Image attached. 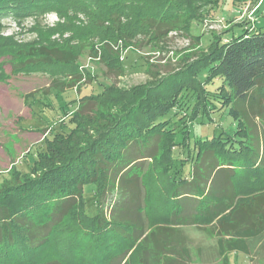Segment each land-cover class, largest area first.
Returning <instances> with one entry per match:
<instances>
[{
    "label": "trees",
    "instance_id": "trees-1",
    "mask_svg": "<svg viewBox=\"0 0 264 264\" xmlns=\"http://www.w3.org/2000/svg\"><path fill=\"white\" fill-rule=\"evenodd\" d=\"M220 1L0 0V27L3 20L14 16L84 13L89 24L75 33L80 41L99 37L103 61L112 65L113 56L105 59L110 56L105 48L109 42L121 40L128 49L141 43L140 36L151 43L171 31L190 35L194 22L204 21L213 8H219ZM71 26L67 27L72 30ZM196 41L200 44L201 37ZM85 46L96 52L93 43ZM83 47L69 41L46 44L32 55L20 48L11 54L12 73L45 71L51 76H75ZM116 67L122 70V66ZM9 78L0 65V81ZM217 81L220 84L212 93L208 88ZM83 101L94 104L95 109L89 114L72 110L68 122L73 127L68 133L46 138V149L36 154L30 170L21 172L14 166L0 179V264H136L140 252L145 255L148 251L149 258L155 257L153 264H162L161 255L168 254V248L160 235L167 236L176 226L191 225V212L198 216L201 208L207 209L209 224L219 220L218 233L239 234L245 225L250 228L247 236L264 232V156L257 152L255 137L235 108L237 102L255 106L264 125V26L243 28L226 41L212 34L206 48H200L191 61L160 81L131 89L105 85L101 93ZM228 107L229 114L238 120L239 131L226 133L228 138L221 133L196 141L197 157L211 152L217 167L228 170L221 175L220 184L211 181L208 190L207 184L203 189L183 182L174 184L164 206V210L172 209V227L157 225L147 232L141 218L144 185L140 175L144 165L156 164L157 174L176 183L171 176L178 161L175 150L186 146V136L178 142L179 135L189 134L196 121L211 120L213 111L222 114ZM174 110L183 112L182 120L170 119ZM187 116L189 123L183 122ZM237 136L239 144H245L242 149L229 140ZM114 182L122 190L121 204L109 216H89L85 189L94 187L100 209L101 197ZM151 240L155 248L148 245ZM142 258L138 264H146Z\"/></svg>",
    "mask_w": 264,
    "mask_h": 264
},
{
    "label": "rangeland",
    "instance_id": "rangeland-1",
    "mask_svg": "<svg viewBox=\"0 0 264 264\" xmlns=\"http://www.w3.org/2000/svg\"><path fill=\"white\" fill-rule=\"evenodd\" d=\"M260 2L261 0H221L219 8H213L204 21L194 22L190 35L180 30L171 31L163 39L151 43L144 39V36H140L138 39L141 43L135 48L128 49H125L121 40L116 43L109 42V46L105 48L110 56L105 59L112 60L113 56L115 64L112 65L103 61L101 50L103 41L99 37L80 41L81 38L75 33L77 29H84L89 24L84 13L70 11L66 16H61L49 12L26 18L14 16L3 20L0 27V65L3 64L10 78L6 82L0 81V179L7 176L14 166L21 172L25 169L30 170L36 154L46 149L45 139L59 132L68 133L73 127L68 122L72 110L89 114L95 109L94 104L83 101L84 97L89 98L101 93L105 85L131 89L160 81L191 61L200 48H206L212 41V34L220 35L226 41L232 33L240 34L243 28L257 29L264 26V3ZM69 23H72V30L67 27ZM198 37H201L200 44L196 41ZM67 41L73 45L77 43L84 45L75 76L70 74L51 76L45 71L32 74L12 73L13 63L9 61L12 60L11 54L18 49L25 48L26 53L32 55L35 50L46 44L58 45ZM91 43L96 49L94 54L85 46ZM116 65L122 66V70ZM218 84L219 81L207 88L213 93ZM235 108L242 113L247 129L250 130L249 134L255 137L254 146L258 149L257 152L264 156V147L260 149L261 143L264 145V125L263 120L257 116L258 109L241 102H237ZM225 109L222 114L212 109L214 114L212 121L207 118L199 119L190 126L189 134L179 135L178 142H183L186 136V146L184 149L175 150L178 161L174 170H171V176L176 183H171V179L165 177L166 175L157 174L156 164L153 166L151 162H147L144 165L140 175L144 185L141 188L143 192L141 206L144 208L141 218L145 222L144 228L147 232L157 225L172 227L169 223L170 216L167 214L170 211L164 210V206L168 203V195L174 184L182 182L187 184L190 181L192 185L198 182V176L203 177L202 183H209L204 175L206 169L203 166L197 167L200 157L207 152L197 157L199 145L196 141L199 139L205 141L221 133L224 138H228V134L234 135L239 131L238 120L229 114V107ZM169 117L171 120L181 119L184 115L182 111L174 110ZM189 119L190 117L183 119V122L189 123ZM229 140L238 148L245 147L244 143L239 144L238 136L234 140ZM217 154L224 159L222 151ZM210 162L206 160L205 165ZM182 163L185 165L182 166ZM146 174L148 176H145ZM113 184L106 195L101 197L100 209L95 202L94 187L91 185L85 189L86 213L89 216L98 213L109 216V213L121 204L122 190L118 188L117 183ZM242 197L239 199H244ZM135 198H139V195H135ZM198 225H202L203 228L216 226L209 224V221L199 222ZM200 229L199 226L173 227V231L167 236L160 235L164 246L168 248V254L161 255V263L264 264V233L255 239L247 240V254H241L235 259L231 254L230 240ZM148 245L155 248L152 240ZM165 250L163 249L164 252ZM133 251L134 249L130 251L128 257ZM149 256V251L145 255L140 252L135 259L136 264L142 257L146 264L147 262L153 264L155 257ZM158 258L160 259V256Z\"/></svg>",
    "mask_w": 264,
    "mask_h": 264
},
{
    "label": "crops",
    "instance_id": "crops-1",
    "mask_svg": "<svg viewBox=\"0 0 264 264\" xmlns=\"http://www.w3.org/2000/svg\"><path fill=\"white\" fill-rule=\"evenodd\" d=\"M263 147L264 146H261L260 149H263ZM206 160L207 161H211L207 166L205 165ZM199 162L200 163H199V165L197 167L199 168V167L203 166L206 169V172H205L204 175H206V178H208V180H209L208 184H210L211 181H215V184H217L219 182L223 172H226L225 170H227V169H225L223 171V169H224L223 167H217L218 166V162H217L215 156L211 152H207L203 157H200ZM198 178H199L198 182H194L191 185V182L189 181V183H188L189 185H187V186H189L190 188H193V189L196 186H198L199 188L203 189L204 188V184H205V183H203V186H202L201 180H202L203 177L202 176H198ZM206 178H204V179L206 180ZM248 183H249V180L247 179V184ZM208 184H207V187H206L207 189L206 190H208ZM218 184H220V182ZM221 188H222V185H221ZM202 189H200V191H199V192H201V194L204 193V192H202ZM189 198H184V200L189 199ZM241 202L243 204L244 199H241ZM168 211H170V212H167V214L170 216L172 214V211L171 210H168ZM206 213H207V209L206 208H203V209L201 208L198 216L193 215V212H191V215H190L191 216V220L189 221V224H191V225H186V226H188V227L199 226L201 228L200 230L203 231V232H207L209 234H211V232H212L215 235H219V236L224 237L225 240H228V241L230 240V243H231V245H230L231 254H232V256L235 257V259L239 258V256L241 254H244V255L247 254V246H246V241L247 240L255 239V238H257L258 236H261L264 233L263 232L260 235L247 236L246 234L250 231V228H249V225H245L246 227H243L239 231V234H236V233L232 232V234L230 236H228V235L224 234L223 232L222 233H218L220 231V227H219V224H218L219 220H217V219L211 224V225L216 224L215 228H203V226L202 225H198V223L210 220L209 217H207ZM261 216L264 217V210H262ZM170 222L171 221L169 220V223ZM175 228H178V226H176ZM240 241H242V245L241 246L238 245V243Z\"/></svg>",
    "mask_w": 264,
    "mask_h": 264
},
{
    "label": "built area",
    "instance_id": "built-area-1",
    "mask_svg": "<svg viewBox=\"0 0 264 264\" xmlns=\"http://www.w3.org/2000/svg\"><path fill=\"white\" fill-rule=\"evenodd\" d=\"M261 4H263L264 3V0H261V2H260Z\"/></svg>",
    "mask_w": 264,
    "mask_h": 264
}]
</instances>
